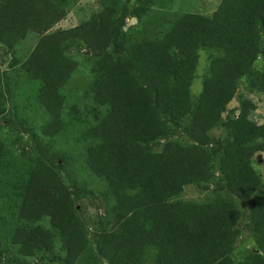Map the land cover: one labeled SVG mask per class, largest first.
<instances>
[{
	"label": "trees",
	"instance_id": "obj_1",
	"mask_svg": "<svg viewBox=\"0 0 264 264\" xmlns=\"http://www.w3.org/2000/svg\"><path fill=\"white\" fill-rule=\"evenodd\" d=\"M77 2L0 0V118L9 58L27 76L15 83L20 98L38 93L51 117L24 129L35 133L31 152L23 136L0 132V198L18 206L17 254L43 264H264V178L254 165L264 123L250 99L229 111L242 79L264 92V0H222L211 15L106 0L81 24L57 27ZM129 16L139 24L126 30ZM75 49L90 55L91 78L84 105L67 112ZM202 51L209 69L195 98ZM191 185L203 199L182 198ZM97 191L99 224L79 206ZM241 223L254 247L237 261Z\"/></svg>",
	"mask_w": 264,
	"mask_h": 264
},
{
	"label": "rangeland",
	"instance_id": "obj_2",
	"mask_svg": "<svg viewBox=\"0 0 264 264\" xmlns=\"http://www.w3.org/2000/svg\"><path fill=\"white\" fill-rule=\"evenodd\" d=\"M106 0H78L77 6L69 12L66 19H64L57 27L63 29H69L81 24L83 21L89 19L95 12H100L106 7L104 5ZM112 4L120 7L123 3L129 1L131 6L135 5L137 0H109ZM154 3L158 1L156 7L163 10H169L172 12H191V13H201V14H213L221 4L222 0H153ZM160 21L166 20L164 16L158 15ZM155 20V19H154ZM139 24V19L134 16H129L126 22L125 29L128 30L131 27L137 26ZM33 40H28L27 47L30 48L33 44ZM264 43V34H263ZM76 58L80 61V71H78L71 82L68 84L65 94L68 98V106L66 108L69 112L70 108L75 103H81L84 105L86 99L85 92L87 84L91 78L89 64L87 59L90 55L87 53L86 49H75L73 50ZM28 52L27 50H24ZM0 50V55H2ZM264 63V58L260 59ZM12 58L7 59V62L1 66V76L5 82V94H6V105L3 115L0 118V132L14 131L24 139L21 141V148L25 149L27 152H31L35 147L36 142L34 140L35 133H29L24 129H33L29 127V124H33L35 119L41 121L43 119H51L50 114L43 107V105L38 101L37 94L32 91V93H24L20 98L18 91H20V86L15 87L17 80H21V85H24L27 79L25 72L22 70L20 73L15 70L16 68L11 67ZM260 62V63H261ZM261 64L256 66V69H262ZM209 69V52H200V67L197 73V79L193 83L192 92L195 98L199 97L203 91L204 78ZM17 73L19 74L17 76ZM5 78V79H4ZM241 88L237 98L229 105V111H235L239 114L241 112V104L244 99H250L254 101L257 105V110L255 111L254 117L259 124L264 123V92L257 87H253L250 81L245 78L241 80ZM30 90L36 87V84H30ZM29 96V99H28ZM24 99H27L25 102ZM87 100V99H86ZM35 105L33 106L32 103ZM89 109L85 112L86 117L92 118L91 112L93 110ZM32 116V118H30ZM37 117V118H36ZM35 118V119H34ZM27 126L26 128H24ZM41 129V128H39ZM11 130V131H10ZM222 130H216L215 135H220ZM161 149V146L160 148ZM255 168L264 178V153L258 154L254 161ZM68 168V167H67ZM88 177V175L84 176ZM82 178V177H80ZM90 189H96L93 185L89 186L87 189H81L82 192H88ZM84 194V193H83ZM207 194V191L199 186L191 185L187 188L185 194L182 198L186 200H201ZM86 195V194H85ZM79 206L84 209L87 216H92L98 224L101 215H104L103 208V198L101 194L97 191L96 195L85 196L84 199L79 201ZM17 205H15L8 198H0V264H43L46 260H41L40 257L34 258H24L17 254L18 248L11 243L10 231L17 225ZM86 216V215H85ZM100 226V225H99ZM241 227L244 229V233L241 236V246L234 253L235 260H241L242 254L246 252L245 246L253 249L254 242L251 238V234L248 231L247 223H241ZM94 227H91L93 230ZM7 248L10 251H7Z\"/></svg>",
	"mask_w": 264,
	"mask_h": 264
}]
</instances>
